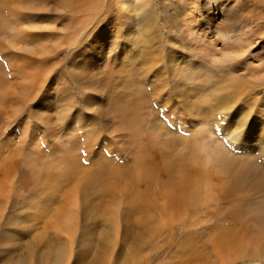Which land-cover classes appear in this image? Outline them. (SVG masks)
Returning a JSON list of instances; mask_svg holds the SVG:
<instances>
[{"label":"rangeland","instance_id":"1","mask_svg":"<svg viewBox=\"0 0 264 264\" xmlns=\"http://www.w3.org/2000/svg\"><path fill=\"white\" fill-rule=\"evenodd\" d=\"M116 1L0 0V264H264V187L210 157L264 169L262 19L228 14L238 29L221 38L204 0L178 18ZM135 9L156 20L139 81L108 91ZM195 170L197 196L171 203Z\"/></svg>","mask_w":264,"mask_h":264},{"label":"bare ground","instance_id":"2","mask_svg":"<svg viewBox=\"0 0 264 264\" xmlns=\"http://www.w3.org/2000/svg\"><path fill=\"white\" fill-rule=\"evenodd\" d=\"M116 1V0H115ZM119 1V0H118ZM195 1V0H194ZM117 2V1H116ZM173 1L172 0H163V3H164V8L167 10L166 12L168 13H171V16L173 18H178L179 16V13H178V10L182 8V10L189 6V5H192V0H187L185 2H182V3H177V5H172L174 3H172ZM177 2V1H176ZM166 3L167 5H169L170 7H167L166 6ZM260 3V4H259ZM121 4V3H120ZM122 4H124V8L125 6H128V3L125 2V0L122 1ZM197 4V1H195V6ZM216 5V7H214ZM256 5V6H255ZM122 6V5H121ZM214 6H212V3L210 0H204V3L202 5V10L204 12V15L206 16L207 18V22L212 25V26H215L216 29H219L221 31L220 34H217V36L221 37V38H224V36L228 35L229 33H233V32H236L237 31V27L234 26V24L236 23V21L234 20L233 22H229V20H226L227 19V16L228 14H234L236 16H244L246 18H250L251 20H247L249 21V24H252V20L254 18L256 19H262V20H259L262 25L264 26V17L261 16V14L259 13H264V0H218L217 4H214ZM91 7V6H90ZM141 7V6H140ZM146 7V6H145ZM162 8V7H161ZM212 8H215V9H212ZM134 9V8H133ZM138 9V7H137ZM142 9H143V6H142ZM147 9V8H146ZM187 9V8H186ZM97 10V9H96ZM128 10V9H127ZM136 10V9H135ZM135 10H132V11H135ZM140 12H137L136 10V13L135 14V23L131 25V22L129 25H126V28L125 30H127L131 35L128 37V39H126L127 41V47H125V50L123 48V51H124V54H125V57H128L127 60H130L128 63L124 64V60L126 61V59H120L122 60L123 64L121 66V69L115 74L112 76L111 79H109L108 82L106 83H102V86L108 90V91H112L114 90L116 92L117 88H121V86L125 87L124 85H128L129 87H133V86H136L138 84V81H139V73H138V68H137V56L138 54H136L137 51V48L139 47V45L142 46L141 42L143 41V37L146 36L147 34L151 33L152 30H151V26L153 25V13L150 11V10H146V11H143L141 12V10H138ZM96 13V12H95ZM164 13V12H163ZM167 13V14H168ZM93 14V13H92ZM122 14V13H121ZM166 14V13H165ZM95 15V14H93ZM169 15V14H168ZM163 16V15H162ZM123 17V16H122ZM167 16H163L164 19H168L166 18ZM171 17V18H172ZM127 18V17H126ZM205 18V19H206ZM125 20V19H124ZM171 20V19H170ZM173 20V19H172ZM177 22H178V19H176ZM226 20V21H225ZM126 22V21H125ZM156 22V20H155ZM172 22V21H170ZM169 23V22H168ZM174 23V22H173ZM117 24V23H116ZM167 24V23H165ZM175 24V23H174ZM177 24V23H176ZM118 25V24H117ZM125 25V24H124ZM181 24H177V27H180ZM206 26V25H205ZM204 26V27H205ZM245 25H243L244 27ZM154 28V27H153ZM156 28V27H155ZM125 32V31H124ZM123 32V33H124ZM157 32V31H156ZM155 32V33H156ZM182 32V30L180 31ZM126 33V32H125ZM127 33V34H129ZM158 34V33H157ZM156 34V35H157ZM153 35V34H152ZM107 36V35H106ZM121 37V36H120ZM127 38V37H126ZM106 40V39H105ZM122 40V39H121ZM115 41V40H114ZM120 41V40H119ZM149 41V40H148ZM251 41V42H249ZM124 42V41H123ZM144 42V41H143ZM153 42V41H152ZM118 43V42H117ZM120 43V42H119ZM146 43V42H145ZM144 43V44H145ZM242 43L246 44L247 48H252V45H253V41L250 37V40H244L243 42L240 41V40H237V42L228 47V49L225 50V52H228V51H235V50H238V52L240 51V49H243L244 46H241ZM149 44V43H148ZM129 46V47H128ZM152 46V44L150 45ZM241 46V47H240ZM146 47V46H145ZM144 48V47H143ZM157 48V47H156ZM146 49V48H144ZM151 49H154L151 47ZM122 51V52H123ZM148 51H150L148 49ZM147 51V52H148ZM153 51V50H151ZM155 53H156V50H154ZM120 52V51H119ZM118 52V53H119ZM145 52V51H143ZM149 53V52H148ZM121 54V53H120ZM124 54H123V57L121 58H125L124 57ZM157 54V53H156ZM153 53V55H156ZM165 54V53H164ZM137 55V56H136ZM143 55V54H142ZM141 55V56H142ZM150 55V54H149ZM148 55V56H149ZM165 56V55H164ZM151 57V56H150ZM166 57V56H165ZM119 58V57H118ZM117 58V59H118ZM142 58V57H141ZM144 58V57H143ZM142 58V59H143ZM156 58V57H155ZM160 58H161V55H160ZM163 58V57H162ZM171 58V57H170ZM152 59V58H150ZM159 59V57H158ZM259 59H261L262 61H264V51L262 53V55L259 57ZM157 60V59H156ZM169 60V59H168ZM174 60V59H173ZM148 61L149 58H148ZM171 61V59H170ZM173 63V61L171 62ZM142 64H144V62H142ZM141 64V65H142ZM170 64V63H169ZM140 65V64H139ZM138 65V66H139ZM149 65V64H147ZM120 66V65H119ZM144 66V65H143ZM146 66V65H145ZM150 66V65H149ZM148 66V67H149ZM170 66V65H169ZM182 66V65H181ZM147 67V66H146ZM175 67V66H173ZM150 68V67H149ZM173 69V68H171ZM264 69V67H263ZM88 69H85L84 72H87ZM98 70V69H97ZM139 70H140V67H139ZM174 70V69H173ZM176 70V68H175ZM258 71V70H257ZM145 72V71H144ZM176 72H178L176 70ZM88 73V72H87ZM146 73V72H145ZM175 73V72H174ZM83 74V73H82ZM147 74V73H146ZM179 74V72L177 73ZM188 75V74H187ZM116 77V78H115ZM191 77V75H190ZM193 77V76H192ZM189 78V77H188ZM125 81V82H124ZM201 83V82H200ZM185 86V85H184ZM198 86V85H197ZM204 86V85H203ZM198 88V87H197ZM199 89V88H198ZM109 95V94H108ZM206 95V94H205ZM122 97V96H120ZM213 97V96H212ZM125 99V98H123ZM199 99V98H198ZM233 101V100H232ZM231 101V102H232ZM193 103V102H192ZM205 103V102H204ZM215 103V102H214ZM199 105V104H198ZM201 105H202V102H201ZM206 105V104H205ZM205 105H202V106H205ZM194 106V104H193ZM196 106V105H195ZM194 106V107H195ZM201 106V107H202ZM199 107L200 111L202 110V108ZM193 109V108H192ZM204 109V108H203ZM207 109V108H206ZM205 110V109H204ZM210 110V109H209ZM195 111V110H194ZM208 111V110H207ZM211 111V110H210ZM204 112V111H203ZM209 112V111H208ZM198 115V114H197ZM203 115V114H202ZM201 116V118L204 116ZM200 116H199V119H200ZM208 116V115H207ZM206 116V113H205V117ZM211 116V115H210ZM204 117V118H205ZM208 118V117H207ZM211 119V118H209ZM207 119H205V122H206ZM210 121V120H209ZM203 122V121H201ZM204 123V122H203ZM206 124V123H205ZM208 124V123H207ZM206 126V125H205ZM203 127V126H202ZM258 129H261L259 128V125H257ZM204 128V127H203ZM206 129V128H205ZM264 129V128H262ZM211 131V130H210ZM264 132V130L262 131ZM206 133V132H205ZM211 134V133H210ZM209 134V136H210ZM253 134V133H252ZM211 136H213L211 134ZM253 137V136H252ZM256 137V136H255ZM257 138L260 140V141H263L264 142V133H261L259 130L257 132ZM205 139V138H204ZM218 139H214L212 141V144H214V148L216 149H220V146H221V141H217ZM256 140V139H255ZM205 142V141H204ZM225 145V144H224ZM213 152V151H212ZM232 154V153H231ZM248 154V153H247ZM210 157H211V160L217 164H219L221 167L223 165H225L224 167L226 168V171L227 173L233 178V180H238L240 177L242 178H245L247 180H250L251 182H257L258 184H262L261 186L264 187V169L259 166L258 164L254 163L253 161L251 160H248L246 159V162H243L242 165L240 167H236L235 165H237L239 161H235L234 157L232 156H229L227 155L226 159H224L223 155L220 154V153H217L216 151L211 153L210 154ZM242 158V157H241ZM240 159V157H239ZM241 160V159H240ZM227 161V163H226ZM236 163V164H235ZM227 164V165H226ZM147 174V173H146ZM201 174L202 172H199V171H194V174L192 173H188L185 175V178H182L184 180L180 181L178 184H176L174 187H172V189L169 190L168 192V197H169V201L171 203H175L177 202L181 207L185 208L187 207L189 201L194 197V196H197L196 193L198 191V186L200 184L199 180H200V177H201ZM148 175V174H147ZM80 181V180H79ZM241 183V182H240ZM239 183V184H240ZM86 184V183H85ZM84 185V184H83ZM235 185V184H234ZM86 188V186H85ZM147 216V215H146ZM152 216V215H151ZM150 217V216H149ZM155 217V216H154ZM151 219V218H149ZM149 219L147 220L150 224L151 221H149ZM72 221V220H71ZM147 222V225L149 224ZM150 224L147 226L149 227ZM150 228V227H149ZM161 229V228H160ZM147 230V228H146ZM145 231V230H144ZM156 231H160L159 229H157ZM227 232V231H226ZM229 234V240H233L232 235H230L229 232H227ZM141 234V233H140ZM150 234V232H149ZM148 234V235H149ZM156 235V234H155ZM227 235V234H226ZM150 236V235H149ZM152 236V235H151ZM225 237V235H224ZM146 240V239H145ZM149 241V240H147ZM150 242V241H149ZM59 249V248H58ZM61 249V248H60ZM192 249V248H191ZM63 250V249H62ZM63 253V252H62ZM190 254L192 256H194L196 254V251L193 249L192 250V253L190 252ZM59 256V253L56 254ZM65 255V254H64ZM57 256V257H58ZM56 257V256H55ZM56 257V259H57ZM59 260V259H58ZM192 260V259H191ZM127 262L129 261L128 259L126 260ZM26 262V261H25ZM137 262V261H136ZM191 262V261H190ZM130 263V262H129ZM132 263V262H131ZM135 263V262H134ZM62 264V263H60ZM64 264V263H63ZM127 264V263H126Z\"/></svg>","mask_w":264,"mask_h":264}]
</instances>
